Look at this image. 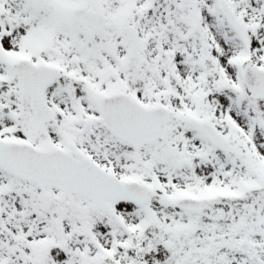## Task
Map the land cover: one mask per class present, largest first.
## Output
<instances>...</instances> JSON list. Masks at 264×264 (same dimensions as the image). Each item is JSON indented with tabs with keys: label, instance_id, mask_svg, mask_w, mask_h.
Here are the masks:
<instances>
[{
	"label": "snow or ice",
	"instance_id": "obj_1",
	"mask_svg": "<svg viewBox=\"0 0 264 264\" xmlns=\"http://www.w3.org/2000/svg\"><path fill=\"white\" fill-rule=\"evenodd\" d=\"M0 264H264V0H0Z\"/></svg>",
	"mask_w": 264,
	"mask_h": 264
}]
</instances>
